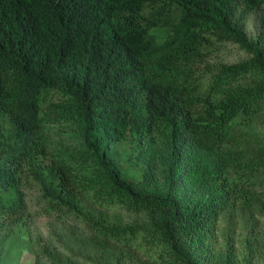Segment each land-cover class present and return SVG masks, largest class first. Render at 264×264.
<instances>
[{
  "label": "trees",
  "instance_id": "16d2710c",
  "mask_svg": "<svg viewBox=\"0 0 264 264\" xmlns=\"http://www.w3.org/2000/svg\"><path fill=\"white\" fill-rule=\"evenodd\" d=\"M263 128L264 0H0V264H254Z\"/></svg>",
  "mask_w": 264,
  "mask_h": 264
},
{
  "label": "rangeland",
  "instance_id": "374dc122",
  "mask_svg": "<svg viewBox=\"0 0 264 264\" xmlns=\"http://www.w3.org/2000/svg\"><path fill=\"white\" fill-rule=\"evenodd\" d=\"M252 23L253 22L249 20V22L246 24V33L250 36L254 34ZM214 58H216V60H220V62L222 63L233 64V63L246 59L247 54L243 50L239 49V47L236 45H227L226 47L222 48V50ZM263 131H264V128H263ZM35 195H36L35 192L29 193V196H35ZM111 212L112 211H108L107 213L110 215ZM116 213L127 219L130 218L128 217V215L124 214L121 211L116 210ZM50 224H51V221L43 217H39L35 221L36 228L38 229V231L42 232L45 236L49 232ZM261 228H262V233L264 234V219L261 220ZM236 238L237 237H235L234 239L237 241V247H236L237 256L238 258L242 259V255L244 254V252H247V250L245 249L246 247L243 245L242 242L241 244L239 243V240L242 239V236L238 237V239ZM134 252H136V255L141 256L140 252H137L135 250ZM253 254L255 256L252 261L254 264H264V241L262 242V246H260V250H257V252L256 250H254ZM19 259L20 261L18 262V264H32L33 263L31 257L27 256L26 254L21 255Z\"/></svg>",
  "mask_w": 264,
  "mask_h": 264
}]
</instances>
